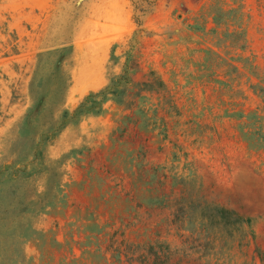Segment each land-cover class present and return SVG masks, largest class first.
I'll use <instances>...</instances> for the list:
<instances>
[{
  "label": "rangeland",
  "instance_id": "obj_1",
  "mask_svg": "<svg viewBox=\"0 0 264 264\" xmlns=\"http://www.w3.org/2000/svg\"><path fill=\"white\" fill-rule=\"evenodd\" d=\"M48 128L0 264H264V0H0V165Z\"/></svg>",
  "mask_w": 264,
  "mask_h": 264
},
{
  "label": "trees",
  "instance_id": "obj_2",
  "mask_svg": "<svg viewBox=\"0 0 264 264\" xmlns=\"http://www.w3.org/2000/svg\"><path fill=\"white\" fill-rule=\"evenodd\" d=\"M149 3V2H148ZM139 23V22H138ZM139 63L136 60L131 58V55H127L126 62L124 64V68L122 69V74L115 79L112 80V83L107 87L100 89L96 92H90L84 100L76 107V109L69 113L67 110H63L62 118L65 119L68 116H74L76 114H81L89 111H93L94 108H97L96 112L100 111L101 103H103L108 97L114 94L117 90V86L121 84L125 85L123 91L127 90L128 84H130V79L128 78L131 75V71L133 73L138 70ZM150 74H154L153 71ZM120 80H122L120 82ZM143 81L138 83L139 85H143L149 88H152L154 83L159 86H163V81L158 77L153 79L152 81ZM34 108V107H33ZM33 108L30 109L28 115L24 120V124H29L31 121V113ZM53 131L50 129H46L42 131L38 135V140L33 139L31 142V148L28 161L20 164H5L0 165V233L5 229L8 232H13L16 225H19L15 219V215L18 213L30 212L34 207H31L32 204H35L37 199L39 198L38 192L29 191L28 188L32 189L34 187V170L32 169L33 164H37L39 166L43 165L41 162L42 158V150L41 146L44 140H48L53 136ZM5 206H2V202L6 201ZM34 206V205H32ZM42 205L39 207L41 208Z\"/></svg>",
  "mask_w": 264,
  "mask_h": 264
}]
</instances>
